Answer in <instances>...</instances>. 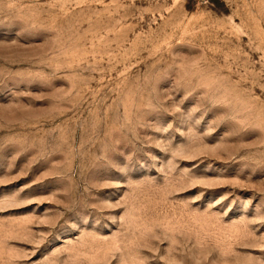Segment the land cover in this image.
Instances as JSON below:
<instances>
[{
	"label": "rangeland",
	"instance_id": "374dc122",
	"mask_svg": "<svg viewBox=\"0 0 264 264\" xmlns=\"http://www.w3.org/2000/svg\"><path fill=\"white\" fill-rule=\"evenodd\" d=\"M0 264H264V0H0Z\"/></svg>",
	"mask_w": 264,
	"mask_h": 264
}]
</instances>
